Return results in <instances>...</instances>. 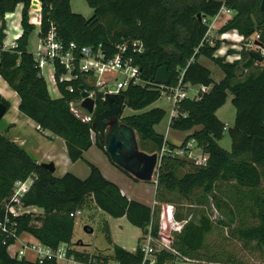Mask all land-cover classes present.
Returning <instances> with one entry per match:
<instances>
[{"label":"trees","instance_id":"1","mask_svg":"<svg viewBox=\"0 0 264 264\" xmlns=\"http://www.w3.org/2000/svg\"><path fill=\"white\" fill-rule=\"evenodd\" d=\"M71 1L40 0V39L45 37L51 23H55L63 42L75 41L78 46L101 43L109 55L115 52L116 44L124 40L137 39L144 46L142 52L129 55L141 68L145 84H130L122 91L125 107L141 112L121 118L136 130L143 150L159 152L164 144L172 149L179 147L155 129L166 111L161 107L145 110L162 97V91L156 85L159 68L167 67L169 85L175 84L180 76L192 85H212L210 90L201 92L199 98L180 101L178 114L169 124L178 131L194 129L180 146L195 139L207 159L204 163H195L185 157L163 155L156 172L155 199L172 203L174 197L190 198L218 191L233 207L232 214L239 221L238 237L254 241L264 249V65H256L259 61L245 46L238 51L240 60L227 61L224 56H216L221 41L216 39L213 44L208 41L209 25L203 21L204 18L210 21L226 7L234 14L219 29V34L237 30L245 42L259 34L258 40L264 44L262 0H86L94 9L89 18L74 12ZM31 4L32 0H0V75L19 95V110L34 120L42 131L64 139L69 159L72 162L84 160L90 173L86 178L72 172L57 176L25 148L0 133V264H40L11 255L9 246L24 232L53 248L66 243L69 255L87 259L90 253L74 247V213L90 203H95L114 218L125 216L130 223L140 227L143 234L151 225L152 234L157 235L158 208L129 199L97 165L85 159V152L96 145L115 164L105 150V138L93 127L94 115L103 112L107 106L103 104L102 93L96 91L91 120L85 121L75 114L69 103L81 99L80 85L88 90L92 88L81 76L72 81H60L65 68L59 62H56L55 75L60 97L51 95L35 54L28 49L31 34L36 29L30 20ZM18 5H22V34L15 47L5 49V17ZM234 52L229 50V53ZM200 57L212 60L222 70L224 76L220 81L213 80L211 69L199 61ZM229 93L236 114L233 125L226 129L217 111L227 102ZM0 103L5 105L6 112L11 107V102L1 93ZM226 130L231 139V150L219 144ZM30 177H34V181L21 202L24 206H36L42 212L14 216L8 211L7 204L15 183ZM212 228L208 216L194 214L176 235L175 247L192 259L235 264L200 253L206 246V234ZM105 233L113 255H104L100 251L94 254L104 258L105 262L114 259L120 264L142 263L141 241L131 252L113 243L108 225ZM176 261L177 257L171 252L161 250L155 254V264H175ZM46 264L56 262L52 260Z\"/></svg>","mask_w":264,"mask_h":264},{"label":"built area","instance_id":"2","mask_svg":"<svg viewBox=\"0 0 264 264\" xmlns=\"http://www.w3.org/2000/svg\"><path fill=\"white\" fill-rule=\"evenodd\" d=\"M33 8L35 9V14L33 16L35 18L34 21L37 25H40L42 17V4L40 0H38L37 3H33L32 1L30 14ZM231 12V9L222 7L219 13L212 18L213 20L210 19L209 21L206 18L203 19V21L209 25L207 38L211 44L214 43L215 39L212 35L214 34L216 22L224 17L225 13L227 14ZM218 38L221 40L232 41V47L238 51L242 50L243 46H245V48L250 51H260L264 56V49L255 43L259 39V34H256L246 42L244 36L237 30L221 33ZM143 50L144 46L142 42L137 39L124 40L123 42L116 44L115 52L110 55L101 43L97 46H78L75 41L65 43L59 38L56 24L51 23L47 34L40 40L38 50L34 54L37 66L43 75L46 66L51 65V68L48 69V78L54 83L55 90L58 91L55 70L56 62H59L65 68V72L60 76V81H72L81 76L84 78L86 84L92 88V90L87 89L90 96L95 99L94 95L97 91L102 93V100H104L107 94H123L122 91L130 84H145V81L142 79L141 68L139 65L134 64L129 55L131 52L136 53L142 52ZM219 51L223 50L220 49ZM233 55L231 61L241 59L240 53H233ZM228 56H230V54H228ZM156 85L161 89L162 94H166L168 100L172 104L170 121L178 114V104L180 101L185 98H199L201 92L208 91L211 88L210 86L201 84L192 85L190 83H185L182 76H180L178 81L173 85L158 84L157 82ZM190 88L196 91V95L193 97L189 96L188 89ZM69 89L72 90V87L69 86ZM81 102L82 97L80 99V103ZM74 104H76V100L70 101L71 109L77 114L73 107ZM91 116L92 114L81 118L85 121H89L91 120ZM225 128H228V124H226ZM195 145V139L189 140L183 147L179 146L174 149L164 144L161 150L156 152L158 155V164L154 173L155 179L153 177V180L156 182V172L163 155L193 157V149ZM201 160L202 161L199 163H204L206 161V159H203L202 157ZM33 181L34 177H30L26 180H19L15 183L10 202L7 204V209L12 215L18 216L29 213L39 214L42 212V210L36 206H24L21 202L23 195L29 190ZM150 206L153 209L158 208V234H152L151 225L149 226L148 231L144 234V240L141 243L144 257L141 264H155V254L161 250L174 254L177 257V261H195L190 257L182 255L175 247L176 235L182 232L190 219L186 217H178L177 207L171 202H161L154 197ZM81 213L82 209H77L74 216L76 217ZM12 246L13 245L9 246L12 256L27 258V254L30 252L34 255L32 261H37L40 264H46L47 261L52 260H54L56 264H120L119 261L114 259L105 262L104 258H99L98 255L94 253H90V256L85 260L78 259L74 255L68 254L69 245L66 243H62L57 248H53L37 240L35 242H24L20 249L13 251L11 250Z\"/></svg>","mask_w":264,"mask_h":264},{"label":"rangeland","instance_id":"3","mask_svg":"<svg viewBox=\"0 0 264 264\" xmlns=\"http://www.w3.org/2000/svg\"><path fill=\"white\" fill-rule=\"evenodd\" d=\"M72 10L76 13H80L86 18H89L93 15L94 9L89 6L86 0H72L71 1ZM21 12L22 7H17L16 12ZM32 11V10H31ZM17 14V13H16ZM31 14H33L31 12ZM31 23H33V18L30 15ZM213 20V19H211ZM39 26H36V29L31 34V44L33 46L28 47L29 49H36L37 42H39ZM214 40L221 41V47L223 51H216V56H224L227 61H231L233 58V53H229V50H236L232 47V41L230 40H221L219 39V34L214 32L212 35ZM211 36V37H212ZM230 54V56H228ZM202 62L205 63L212 71V78L215 82L220 81L221 75L223 74L222 70L215 65L212 60L202 57ZM260 62V63H259ZM256 65L263 66L264 60L259 61ZM51 68V65H47L44 69V76L49 86L51 95L56 98L60 97L59 91L55 90V85L48 78V69ZM189 96L196 95V91L192 88L188 89ZM70 106V103H69ZM74 109L76 113L84 118L89 116L88 111L81 107L80 100H76L74 104ZM153 107H161L166 111V115L163 120L155 126V129L159 132L165 134V131L169 127V120L171 115L172 104L168 100L166 94H162V97L155 103L148 106L145 110H148ZM141 111L133 110L129 107H124L121 118L124 115H129L133 113H139ZM236 110L232 103V94L229 93L227 102L218 109L217 116L225 123L231 125L234 122ZM5 119L1 120V123H4ZM8 135V134H7ZM184 134L176 133V131H171L170 137L176 142H181V139ZM219 144L227 149L231 150V139L228 135L227 130L223 139L219 141ZM140 146V143H139ZM141 150H143L140 147ZM145 151V150H143ZM193 157H185L186 160L191 162H200L201 160V148L194 146ZM148 152V151H146ZM150 153V152H148ZM82 166H86V163H80ZM62 167L58 168L56 174L61 173ZM155 179V177H154ZM132 193L136 197H141L144 199H152L154 197V191L151 185L146 183V181H141L135 183L131 188ZM175 201H172L177 207L178 215L181 217L191 218L196 213H201L208 216L213 224V228L210 232L206 234V246L200 251L204 256H218L222 261H229L235 264H264V249L261 248L254 241L242 240L238 237L237 230L239 221L232 214L233 207L232 205L222 197L218 191H214L210 194H199L196 196H191L190 198H180L174 197ZM110 221L112 226V232L114 238L119 243H122L128 247H137L139 244V238L142 235V229L138 226L133 225L127 219H118L110 216L105 211L99 209L97 206H92L90 203L89 206L82 208V213L76 216L75 228H74V239L75 241L81 240L84 244V248L90 252L99 251L102 253H110L111 245L106 238L105 226L106 223ZM38 224V222H34ZM85 227L92 229L90 232ZM30 238L29 233H22L18 236L17 240L14 243V248L16 250L21 248V241H26L22 237ZM12 248V247H11ZM13 251V250H12ZM11 251V252H12ZM191 264V262L178 261V264Z\"/></svg>","mask_w":264,"mask_h":264},{"label":"crops","instance_id":"4","mask_svg":"<svg viewBox=\"0 0 264 264\" xmlns=\"http://www.w3.org/2000/svg\"><path fill=\"white\" fill-rule=\"evenodd\" d=\"M19 7H22V5H18ZM17 6V7H18ZM33 14H30L33 18L35 14V10L32 9L31 11ZM17 13V14H16ZM234 14V11L231 13H225L224 17H222L220 20H218L215 24V30L214 32H217L219 34V29L225 24V22L231 18ZM6 20V38L4 40V47L5 49H10L13 46L16 45V40L20 37L22 34V26H21V12H10L6 14L5 17ZM33 23L37 26L35 21ZM39 26V25H38ZM233 31V30H232ZM40 37H39V42H37V48L36 49H29L32 53H36L38 50V46L40 43ZM33 46L31 44V38L29 42V47ZM234 53H238V50H235ZM202 57L199 58V61L205 65L204 62H202ZM206 66V65H205ZM208 67V66H207ZM224 74L221 75V79L223 78ZM220 79V80H221ZM218 82V81H217ZM212 86V85H211ZM210 86V87H211ZM0 93L6 97L10 102H11V107L9 110L5 113L3 118L5 119L4 123L0 122V133L6 135L9 137L11 140L15 141L17 144H19L21 147L25 148L27 152L34 158L36 159L39 163L42 162H49L52 161L55 164V175L56 171L58 168L62 167L61 173H59L57 176H62L67 172H72L75 175H77L80 178H86L89 173H90V168L88 164L84 160H78L76 162H72L67 154V147L64 139L61 137L53 136L51 135L48 131H42L39 128V125L29 118L28 116L24 115L20 110H19V103H20V97L19 95L8 85V83L3 79V77L0 75ZM170 121V120H169ZM228 124V123H227ZM228 124V126H232ZM171 131H176V133H182L184 134L181 142H176L172 140L170 137ZM193 130L189 131H178L175 129H172L169 125L167 130L165 131V138L172 144H175L176 146H180L185 138L193 133ZM159 132V131H158ZM162 133V132H160ZM8 134V135H7ZM163 134V133H162ZM200 149V148H199ZM194 153V151H193ZM84 157L86 160L94 163L97 165L104 176L116 183L123 194H125L129 199L137 200L142 203H145L147 205H150L152 200L155 197V191H156V182L154 180L151 181H146L151 187L153 188L154 191V197L152 199H144L141 197H136L132 191L131 188L135 183H139L142 180H136L130 175L126 174L124 171H122L118 166L113 164L108 156L101 150L99 149L96 145H92L84 154ZM201 157L203 159H207V155L201 152ZM80 163H86V166H82ZM92 206H96L95 203H92ZM99 208V207H98ZM100 209V208H99ZM118 219H127L125 216L120 217ZM128 220V219H127ZM129 221V220H128ZM110 229L111 237L113 240V243H116L125 249L134 252L137 247H128L122 243H119L118 241L115 240L114 234L112 232V226L110 221L106 223ZM89 228V227H88ZM28 234V233H26ZM25 234L22 235L24 239ZM30 238H27L26 241H21V245L24 242H35L37 239L31 235L28 234ZM144 240V234L142 231V235L139 238L140 244ZM138 241V242H139ZM73 243L74 247L80 251H86L88 253H94L86 250L84 244L81 240L75 241L73 237ZM111 245V244H110ZM138 246V245H137ZM111 252L110 253H103L104 255L112 256L113 255V249L111 245ZM11 250H16L14 248V244L11 248ZM27 258L30 260H33L34 255L33 253H28ZM195 261L191 262V264H218V263H209L205 262L199 259H194ZM190 263V262H189ZM175 264H178V261H176ZM184 264V263H183Z\"/></svg>","mask_w":264,"mask_h":264},{"label":"water","instance_id":"5","mask_svg":"<svg viewBox=\"0 0 264 264\" xmlns=\"http://www.w3.org/2000/svg\"><path fill=\"white\" fill-rule=\"evenodd\" d=\"M32 1L33 3L38 2V0ZM260 8L264 11V0H262ZM199 17L201 16L199 15ZM255 43L264 49V44L261 41L257 40ZM250 55L258 61L264 59L263 54L258 50H251ZM156 82L169 84L170 75L166 66L159 68ZM79 88L82 97L81 106L90 114H94L95 99L90 96L89 91L83 85H80ZM103 104L107 108L94 115L93 127L105 138V150L109 153L112 161L139 180H153L158 164V155L156 152L148 153L141 150L136 130L121 120L125 107L124 94H107ZM5 112V105L0 103V118L5 115ZM41 165L50 172H55L54 162H42ZM85 228L88 229V227ZM88 230L92 232L91 228Z\"/></svg>","mask_w":264,"mask_h":264},{"label":"bare ground","instance_id":"6","mask_svg":"<svg viewBox=\"0 0 264 264\" xmlns=\"http://www.w3.org/2000/svg\"><path fill=\"white\" fill-rule=\"evenodd\" d=\"M33 10H35V9L33 8Z\"/></svg>","mask_w":264,"mask_h":264}]
</instances>
